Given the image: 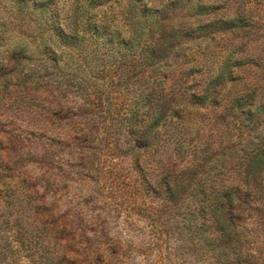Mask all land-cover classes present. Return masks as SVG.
<instances>
[{
    "label": "trees",
    "instance_id": "16d2710c",
    "mask_svg": "<svg viewBox=\"0 0 264 264\" xmlns=\"http://www.w3.org/2000/svg\"><path fill=\"white\" fill-rule=\"evenodd\" d=\"M13 1L31 41L0 59V101L13 95L22 112L1 122L12 127L0 132V211L18 205L6 190L25 164L53 188L61 143L90 172L101 156L130 164L124 190L153 202L155 229L178 235L196 264H264V102L222 96L241 58H217L205 77L207 64L187 46L249 29L245 10L219 15L212 0H71L63 17L59 0ZM233 124L257 141L232 142ZM22 193L30 206L16 218L38 226L50 251L59 229L33 192ZM58 245L54 264L65 252Z\"/></svg>",
    "mask_w": 264,
    "mask_h": 264
},
{
    "label": "rangeland",
    "instance_id": "374dc122",
    "mask_svg": "<svg viewBox=\"0 0 264 264\" xmlns=\"http://www.w3.org/2000/svg\"><path fill=\"white\" fill-rule=\"evenodd\" d=\"M165 1L156 2L162 4ZM212 1L222 5L219 15H234L236 11L245 10L253 26L247 30L215 36L213 40L205 39L202 43H189L188 48L196 53V58H201L207 64L202 68L205 77L217 58L223 59L231 52L234 59L241 58L246 63L236 70L237 80L223 89L222 96L252 94L258 103L264 102V0ZM70 2L71 0L58 1L63 17L68 15ZM152 3L155 4V1ZM126 4L125 0L121 7ZM26 21V16L24 18L20 15L13 0H0V59L8 54L16 42L31 41L26 34ZM17 101L13 95H6L0 101L3 106L0 109V132L6 133L12 127L9 117L6 118L5 125L1 123L5 121L6 113L21 118L22 112L16 107ZM199 114L202 115L203 112L200 111ZM234 127L235 124L231 126L232 142L240 147L246 146L240 144V140L257 141L248 136L249 130L242 135ZM190 135L189 133L188 136ZM178 138L180 137L176 136L173 142ZM58 151L55 174L59 175V179L53 183V188L41 180V169L33 163L25 164L10 182L12 188L6 192H9L8 196L18 205L4 214L0 211V264H54L50 254L57 253L59 243L65 251L62 253L60 249L58 254L60 264L197 263L199 259L194 260L195 255L186 254V248H179L182 242L178 235L173 231L161 233L155 229L156 220L149 213L153 202L139 197L133 190H124L122 182L125 174L122 169L127 171L130 164H123L115 155L101 156L96 164V171L90 172L77 167L69 159V151L61 143ZM1 154L6 155L4 152ZM112 160L115 166L113 176H110L108 166ZM27 189L34 193L33 199L43 203L40 213L45 215V221H48L50 227L55 225L59 229L57 237L62 240L58 244L53 241L50 251L43 249L46 235L38 226L34 224L30 227L28 221L16 218L20 217L17 215H26L22 207L30 206L29 200L23 197L26 195L22 193ZM4 215H10V219H5ZM27 215L32 217L29 211ZM28 216L23 218L27 219ZM81 235L83 236L80 237ZM87 241L91 244L94 242L95 245H90Z\"/></svg>",
    "mask_w": 264,
    "mask_h": 264
}]
</instances>
